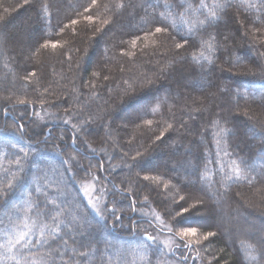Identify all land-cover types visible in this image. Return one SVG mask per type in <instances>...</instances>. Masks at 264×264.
Wrapping results in <instances>:
<instances>
[{"label": "trees", "instance_id": "trees-1", "mask_svg": "<svg viewBox=\"0 0 264 264\" xmlns=\"http://www.w3.org/2000/svg\"><path fill=\"white\" fill-rule=\"evenodd\" d=\"M203 2L0 0V219L54 200L56 264L175 261L145 233L183 227L191 264H264V0Z\"/></svg>", "mask_w": 264, "mask_h": 264}, {"label": "snow or ice", "instance_id": "snow-or-ice-1", "mask_svg": "<svg viewBox=\"0 0 264 264\" xmlns=\"http://www.w3.org/2000/svg\"><path fill=\"white\" fill-rule=\"evenodd\" d=\"M92 4H96V0H92ZM191 7V5H189ZM200 7H207L201 0ZM87 11V9H86ZM163 16V13H160ZM216 12L211 11L209 16L211 18L216 17ZM166 18V17H165ZM86 21H93V16L87 15L84 17ZM72 24H77V20H72ZM105 24L108 21H104ZM204 23V21H201ZM174 26V24H173ZM209 26L211 24L209 23ZM99 31V29H97ZM167 31V27H155V33H164ZM133 46H135L136 41L133 40ZM187 43V41H185ZM54 43L52 47H56ZM184 45L176 44V48H182ZM47 47V45H45ZM23 103V101H21ZM151 124V121L147 122ZM22 127V126H21ZM21 151H23L21 149ZM19 165V160L16 161ZM234 173L239 175V168H235ZM13 187V183L10 181L8 188L4 191H9ZM39 191V189H37ZM85 192L88 191L87 188L84 189ZM181 200H185L181 197ZM91 202V201H90ZM95 208V204L92 205ZM15 212V219L11 212H5L4 218L0 219V264H56V256L60 255L58 248H53L52 245L57 242V240H63L61 232L63 228H69L71 230V224L73 221L61 220L59 217L61 213L58 211L59 205L55 203L54 200H46L45 208L41 209L39 203H32L30 195L26 198L23 205L17 206L13 205ZM187 208H182V213H187ZM182 213H177V216ZM33 214L36 218H33ZM75 219V218H74ZM47 220H51L48 223ZM197 228L195 227H183L180 229L177 236L183 240L184 238L195 237L197 235ZM65 235L67 233H64ZM146 240L154 241L156 238L150 234L145 233ZM215 236V233L209 231L203 234L202 239L207 241L210 237ZM63 243H67L63 240ZM193 243L199 244L200 240L189 239L184 247H191ZM257 243L261 247L262 255H264V237L258 239ZM47 247L48 251L41 253L39 249ZM87 252L81 253L82 257H86Z\"/></svg>", "mask_w": 264, "mask_h": 264}, {"label": "rangeland", "instance_id": "rangeland-1", "mask_svg": "<svg viewBox=\"0 0 264 264\" xmlns=\"http://www.w3.org/2000/svg\"><path fill=\"white\" fill-rule=\"evenodd\" d=\"M15 29V28H14ZM227 32V33H226ZM225 33H226V35H230L231 36V32L230 31H226ZM228 35V36H229ZM246 57H248L247 55H246ZM140 107V106H139ZM85 188H87L88 189V191L87 192H85L84 191V189ZM96 186H94V184L90 181H84L83 182V184L81 185V191H82V194H83V196H84V198H85V200L87 201V203H88V205L91 207V209H94V211H96V209H97V207H98V205H99V207H100V205H101V203H102V197L100 196L99 197V195L102 193V192H100V189L99 190H96ZM91 201V202H90ZM93 204H95V208H93ZM217 210V209H216ZM195 215L196 216H203V217H205V220H204V218L202 217V220H201V223L203 222L204 224H206V223H208V221H210L211 222V216H209V214H207V213H205V214H203V213H195ZM145 216H147V217H151V215L148 213V212H146L145 213ZM153 217H154V219L156 220V223L157 224H159V225H161L162 227H167V226H165L164 224H163V222H162V220H161V218L159 217V215H157V214H153ZM241 217L243 218V219H247L246 217V215H241ZM226 217H224V219H225ZM198 232V231H197ZM247 232H248V230H247ZM152 236L153 237H155L156 239L154 240V241H152V242H154V245H159V246H161V248H163L164 250H165V252L167 253V254H171L172 252V250L174 251V252H179V258L180 259H184V261L186 262V263H188L189 262V264H191L192 263V259H193V256H191V258H189L188 257V254H190L191 252H188L189 251V249H183V246H184V244H186V243H184L183 241H182V244L181 243H179V242H176L175 241V237H172V235H167L166 233H162V232H157V231H155L153 234H152ZM188 239H191V240H193V241H195V240H200V239H202V235H201V233H197V235L195 236V237H190V238H188ZM203 240V239H202ZM185 248V247H184ZM181 249H183V250H181ZM184 250L186 251V252H184ZM180 259H174L175 261H169V262H164V264H183L182 263V261L180 260ZM166 261V260H165Z\"/></svg>", "mask_w": 264, "mask_h": 264}]
</instances>
